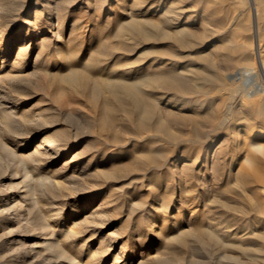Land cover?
<instances>
[{
    "label": "bare ground",
    "instance_id": "obj_1",
    "mask_svg": "<svg viewBox=\"0 0 264 264\" xmlns=\"http://www.w3.org/2000/svg\"><path fill=\"white\" fill-rule=\"evenodd\" d=\"M2 1L0 0V75L5 65L12 69L17 67L19 63L22 64L23 59L27 57L26 55L29 51H35L36 63L40 64L35 70L44 71L47 74H49V68L53 64H56L55 62L51 63L50 60L69 59L72 64L68 65L66 68L67 73L65 72L62 76L60 75V79L64 83L69 84L71 88L75 87L83 92L91 86L90 92L87 94V103L89 109L92 111L89 113V116L96 129L95 138L99 145H109L112 148L110 154L116 157L118 155H115L117 154L115 149L120 146L126 147L132 145L133 147H137L132 152V155L136 159L134 161V167H137L136 169L139 170L142 168L151 174L150 178L146 180V184L149 192L153 195V204L143 212L144 221L142 220L141 224L139 223L140 225L134 230L136 236L138 238L145 237L144 242L147 241V237H155L157 241L162 240L164 245L178 244L180 247H184L187 239L193 237L198 242L212 248L213 255L216 258L215 264H264V170H262L263 167L259 168L254 166V163L252 164L251 162V153L248 154L250 150L259 153L264 152V144L258 142V140H264V107L261 106V102L264 101V88L255 87L257 90L252 93H247L246 96L250 100L252 95H254L253 100H257L259 97L260 106L257 105L254 109L256 114L252 115L249 111L250 115L245 113L237 117L234 113L235 110L234 112L231 111L232 107L230 108V105L215 112L210 99L202 100V98L201 101H191L186 96L188 93L206 94L211 90H215L216 93L221 94L226 93V90L236 91L238 85L234 88V84L230 80L236 77L240 80L239 84L241 83L244 87L249 85L251 87L254 82L252 68L247 66L239 69V71L229 75L227 79L222 77L220 73L212 75L206 71L208 72L206 75L203 69H199L196 66L197 63L195 64L196 60L194 55H201L209 47H195L197 45L196 37L184 28V26L192 23L191 18L186 17L181 11L182 9L178 10L168 7L167 0H94V13L89 17V21H85V23L75 16H73L75 18H68V16L71 17L69 10H72L74 7L72 4L73 0H60L66 5L64 12H60L58 9L57 0H34L35 2L33 1L27 5L28 7L23 4L18 6L17 3H19V0H11L8 3L10 4L9 6ZM86 1L88 0H84L83 3ZM110 1H115V6L121 9L119 15L115 14L109 18V21L112 22L111 24L103 21L102 18L105 12L109 15L116 10H112V6L108 4ZM230 3L235 12L247 7V5L245 6V0H230ZM258 6V1L256 2L255 0V5L253 6L257 25L255 40L258 39L260 22L264 19V12L258 14ZM105 19L107 18L105 17ZM69 20L71 21V25H68ZM68 26L69 37L64 40L63 34ZM224 30L226 31V29ZM104 35L105 38H103ZM106 35L113 41L110 42L109 47H104L107 44ZM125 36H129V39L130 37L133 38L136 41V46L128 45L124 39ZM31 42L33 44L29 46ZM73 44L78 45L84 51L80 53H78L79 50H76L77 53L74 52L75 50L68 51L69 49L61 51L62 48L72 47ZM162 44L175 45L179 47V50L180 48L181 50L188 48V56L186 59L177 53L169 54L166 58L161 57L162 55L158 56L155 48L160 47ZM206 44L208 42L205 44L203 42V46ZM138 45L142 46L138 47ZM50 47H53L52 50L54 51V55H56L52 56V58L47 57L49 53L48 48ZM90 47L94 48L87 51ZM231 48L232 52L235 50V53H243L238 50L239 48ZM229 51L225 50L223 54H221L222 52H217L220 55L218 57H221L220 59L223 61L225 67L227 65L229 67L233 65V57H231L232 55L229 54ZM149 55L155 56L149 59ZM81 56L86 57V59L84 60ZM102 57L104 58L103 61L101 59ZM207 67L212 69V66ZM262 76L264 79V68ZM262 85L264 86V84ZM2 87L0 78V162L5 157L10 159L16 157V149L20 145L17 131L22 126V124L20 126V121H18L19 118L16 117V109L19 107L18 99L5 93ZM259 91L263 93L258 94ZM83 96L85 97V95ZM165 101H167V104L181 109H187L192 115L189 121L195 128L193 130L195 138L182 142L190 143V145L194 144L196 148L194 151L189 150L188 152H184L183 150L182 156L180 155L177 160L171 163V166L177 168L178 161L189 156L193 158L195 163L200 162L201 170L204 171L203 173H210L211 177L218 172L216 171L217 168H224L226 166L228 170L227 173H224L223 183L221 181V184H223L221 195H228L229 201L226 198L225 201H222L217 196H215L216 198L214 197L212 185L210 186L206 182L207 178H204L203 174L197 178L201 183L199 186L193 181L194 179L192 180L191 174H181L180 172L177 175L179 179H182V184L177 188L171 182L170 169L166 168V164L162 160V158L170 155L169 153L171 152L165 154L156 148L157 141L161 137L170 140L171 145H176L177 143L171 136L170 131L164 127V121L158 112L159 106ZM202 109L204 111L200 112ZM118 112H122L129 119L128 125L132 127V136L130 138L123 139L118 134V131L115 130L119 122L116 118ZM23 113L27 114L31 112L27 111ZM23 113L21 114L23 118L21 123H28V116ZM257 119L261 120L259 124L261 132L257 134L252 133L251 136L243 138L241 136H236L232 139L229 137L231 142L236 141L235 143H238L242 141V145H244L246 143L245 141L248 140L250 143H248L249 146L246 149V154H243L244 156L242 158L240 157V160H236L237 157L234 155L227 156L221 152H218L219 154L214 152L211 155L212 143L218 141L224 131H228L233 126V128L231 127L232 130H229L230 133L232 135H238L241 132L238 131L237 127L241 125V122H245V120L255 121ZM31 122L29 120V123ZM236 125L237 127H235ZM202 127H207L205 133L201 130ZM82 128L84 129L85 127ZM246 130L243 132H246ZM77 140L78 137H75L73 140H69L66 137H59L58 139L47 138L40 145L35 146L34 151L30 155L24 157L29 158L33 165H38L42 158L50 159L51 156L57 158L62 154L68 153L74 145V141ZM221 146L223 144L217 146L216 150H219ZM100 147L103 148V146H97V152L99 154L101 153L103 157L106 156L107 154ZM190 151H192V155H190ZM5 160L7 161V159ZM241 160L246 163L245 167L242 165L243 162ZM7 165L9 166V164H6L5 168L8 167ZM10 167H13V165ZM234 167L237 170L235 173H232L231 170ZM5 168L0 166V178L2 179L0 182H3L5 179L2 176L3 171H7L3 170ZM183 168H185V165L181 167V169ZM221 171L218 173L222 174ZM26 173L28 174V172ZM27 174L26 178L30 181L32 176ZM8 185L10 187L11 184L9 183ZM197 189H202L200 192L206 196L210 195L206 201L204 200L202 210H193L197 206L196 201L199 200ZM31 195L26 196L30 198ZM176 195L179 197L178 201H181L179 202V206L183 207L184 215L180 221L175 220L173 224L171 223L175 233L170 234L172 231H169L170 227H168L167 223L170 221L169 212ZM212 195L214 197H212L213 199L210 198ZM22 198L24 199L23 196ZM230 200H233V202H230ZM210 209H214L213 212ZM27 210L25 207L22 210L20 193H17V191L10 194L8 192H0V223L6 226L8 230L6 233L13 238L14 242L20 241L21 221L26 220V217L30 215V210ZM191 210L193 211L191 212ZM13 213H17L16 216H19V218L13 220L11 218ZM189 214H192L191 216L193 217H191V223H184L185 216ZM97 215H101L100 208L93 210L89 216L94 217ZM43 217L44 220L47 219V215ZM34 221L36 223L37 219H34ZM40 228H42L41 224H39L37 230L35 229V232H38ZM47 231V233L41 232L39 234L40 237H36V243L34 242V244L32 243L29 247L25 248L23 253L20 254L18 252L16 259L28 257V249L32 250L36 245H39L49 249L56 259L72 260L75 264H81L79 263L80 261H76V258L73 257L74 254L77 255L80 253V250L75 248L73 244L67 245L65 240L69 237L59 227H51V230L47 228ZM29 234L27 236L28 239L32 237L31 232ZM161 245H156L155 253L150 257L152 260L151 263H147L146 259L142 256L143 262L141 261L140 263L171 264L172 262L164 260L160 252L162 249ZM105 249L103 248L102 251ZM120 250L122 252L125 248L121 246ZM131 252L136 251L132 250ZM89 261L91 264L100 263V259H97L95 255L91 256ZM12 264L20 263L13 262Z\"/></svg>",
    "mask_w": 264,
    "mask_h": 264
},
{
    "label": "rangeland",
    "instance_id": "obj_2",
    "mask_svg": "<svg viewBox=\"0 0 264 264\" xmlns=\"http://www.w3.org/2000/svg\"><path fill=\"white\" fill-rule=\"evenodd\" d=\"M10 1L11 0H3L2 2H4V4L7 3L6 5L9 6L10 4L8 3H10ZM33 1L34 0H19L17 5L19 6L20 4H23L27 6ZM83 1L84 0H73L72 4L74 7L72 10H69L71 15V17L68 16L69 19L76 17L79 20L81 19L83 23H85V21H89V17L94 13L95 1L88 0L84 3ZM257 1L259 5L258 14H262V12H264V0H256V2ZM166 2L168 7L178 10L182 9L181 11L185 14V16L191 18L192 23L184 26V28L196 37L197 45L195 47H209L203 51L201 55H194L196 60L195 64L197 63L196 66L199 69H203L206 75L208 72L212 75L220 73L222 77L227 79V77L232 73L247 66L252 68L254 72L252 74L254 82L251 87L250 85L244 87L241 83L239 84L240 80L236 77L230 79L234 84V88L238 85L236 91L226 90V93L221 94L216 93L215 90H211L206 94L199 95L188 93L186 96L191 101H201L202 98V100L210 99L215 112L221 110V108H225L227 105H230V108L232 107L231 111L234 112L235 110L234 113L236 117L245 113L249 114L250 112L252 115L256 114L254 109L257 105L260 106L259 97L257 100H253L254 95H252L251 100L246 97L247 93H252L257 90L255 87L264 88L262 85L264 84L262 76L264 68V19L260 22L258 27V39L255 40L257 31L256 16L253 7L255 5V0H245V6L247 5V7L238 12H235L232 9L230 0H167ZM56 3L58 4L60 12H64L66 10V5H64L60 0H57ZM108 4L112 6V10H116L109 15L105 12L102 18L103 21H107L111 24L112 22L109 21V18L113 17L115 14L119 15L121 9L115 6V1H110ZM76 8L78 9L75 10ZM105 17L107 19H105ZM234 20H236L235 23ZM68 25H71L70 20ZM224 29H226V31ZM223 31L225 32L223 33ZM68 34L69 26L64 31V40L69 37ZM125 37L124 39L128 45L134 47L136 46V41L133 38L130 37L129 39V36ZM103 38H105V35ZM106 41L107 44L104 47H109L110 42H113L112 39L107 37V35ZM203 42L204 44L208 42V44L203 46ZM32 44L33 43L31 42L29 46ZM141 46L142 45H138V47ZM231 47H235L236 49L239 48L238 50L243 53H235V50L232 52ZM93 48L94 47H90L87 51L92 50ZM220 48L222 49L220 50ZM52 49L53 47L48 48V58L56 56L54 55V51ZM67 49H69L68 51L75 50V53H77L76 50H79L78 53L84 51V49H81V47L74 44L72 47L62 48L61 51H66ZM155 49L157 52L156 54L158 56L162 55L161 57L163 58L168 57L169 54L177 53L186 59L189 53L188 48L182 50L180 48L179 50V47L175 45L171 46L169 44H162L160 47H156ZM225 50H230L229 54L233 57V65L230 67L229 65L225 67L223 61L220 59L221 57H218L220 56L218 53L222 52L221 54H223V51L225 52ZM26 56L27 57L23 59L22 64L19 63L17 67L11 69L9 66L5 65L3 68L4 70L2 69L0 75L3 91L8 95L13 96V98L18 99L19 107L16 109V117L19 118L18 121H20V126L22 124L17 131V136L20 139V145L16 149V157L11 159L5 157L4 160L7 159V161L5 160V162L3 160L0 162V166H2V168H5V165L9 164V166L7 165V168L3 169L7 171H3L2 173V176L5 179L3 182H0V192H8L10 194L17 191V193H20V205L22 206V210H24V207L26 210H30V215L29 217H26V220L24 219L21 221L20 241H16L17 243L14 242L10 235H7L6 232H8V230L6 229V226L0 223V264H12L13 262L20 264H75L72 260L68 261L60 258L56 259L49 249L39 245H36V247L32 250L30 249L32 252L28 249L29 258L24 257L16 259L18 252H20V254L23 253L25 248L37 241L41 232L47 233V228L51 230V227H59L64 234L69 237L65 240L67 245L73 244L75 248L80 250V253L77 255L74 254L73 257L76 258V261H80L79 263L81 264H91L89 260L93 255H95L97 259H100L99 264H141L140 262H143L141 256L146 259L147 263H151L152 260L150 257L154 255L157 244H162L160 252L162 253L164 260L172 262L171 264H215L216 258L213 255L212 248L206 244L198 242L193 237H189L184 247H180L178 244L164 245L162 240L157 241L155 237H147V241L144 242L145 237L138 238L136 236L134 230L141 224L142 220L144 221L143 212H145V209L153 204V195L149 192L146 184V180L150 178L151 174L142 168L139 170L136 169L137 167H134V161L136 159L135 156L132 155V152L137 147H133L132 145L123 147L119 145L120 147L115 149L117 153L115 155H118V157H116L110 154V150H112V148L109 145H99L95 138L96 129L91 117L89 116V113L92 111L89 109V105L87 103V94H89L91 86L86 88L83 92L75 87H72V89L69 84L64 83L60 79L65 72L67 73L66 68L68 65L72 64L69 59L57 61L50 60L51 63L55 62L56 64H53L49 68V74H47L44 71L35 70L40 65L39 63H36L35 51H29ZM154 56L155 55H149V59ZM103 57L101 58L102 61L105 58ZM81 58H84V60L86 59V57L83 56H81ZM207 66H212V69H209ZM262 93V91L258 92V94ZM82 95H85V97H82ZM229 99L231 100L229 101ZM261 106L264 107V101L261 102ZM27 111L31 113H23ZM203 111L204 110L202 109L200 112ZM158 112L164 121V127L170 131L171 136L177 142L176 145H171L172 143L170 140L161 137V139L157 141L156 145V148L162 153L168 154V152H171L169 153L170 155L162 158V160L165 162L166 168L170 169L172 177L170 180L174 183V186L178 188L180 184H182V179H179L177 175L179 172L181 174H191L192 180L194 179L193 181H195L198 186L201 183L197 178L203 174L204 178H207L206 182H208L210 186L212 185L211 187L214 197L217 196V198L222 201H225L226 199L229 201L228 195H221L223 185L221 184V181L223 183L225 176L224 173H227L228 170L226 166H224V168L218 166L221 169L217 168L216 171L220 172V170H222V174L217 172L214 174L216 177L214 175L211 177L210 173L204 174V171L201 170L200 162L195 163L193 158L189 156H186L184 157L185 159L178 161L177 168L171 166V163L177 160L180 155L182 156L183 150L184 152H188L189 150L194 151L196 148V145L194 144L190 145V143L187 144V142H182L186 140L190 141L195 138V133L193 131L195 128L189 121L192 117L191 113L188 112L187 109H181L171 104H167V101L163 102L159 106ZM22 113L28 116V123L29 120L32 122L29 124L21 123L23 121L21 116ZM85 116L87 119H85ZM116 118L119 122L117 123L115 130L118 131V134L121 135L123 139L130 138L132 136V127L131 125H128V117L123 115L122 112H118L116 114ZM260 121V119L255 121L245 120V122L243 121L240 123L242 126L239 125L237 127L236 125L235 127H237L238 131L241 132L238 133V135H232V133H230L233 128V126H231L232 128L230 127L228 131L223 132L218 141H214V143H212L211 155H213L214 152H221L225 153L227 156L234 155L237 157L236 160H240L246 154V149L250 143L247 140L245 141L246 143L242 145V141L235 143L236 141L231 142L230 138L232 139L236 136H241L242 138L247 136L249 137L252 133L257 134L261 132V128L259 127ZM82 123L84 124L82 125ZM82 127L85 128L83 129ZM202 128L201 130L205 133L207 127ZM244 129H247V133L243 132L245 131ZM158 135H160V133H158ZM59 137H66L69 140H73L75 137H78V140L74 141V145L68 153L62 154L57 158H53L52 156L50 159L42 158L38 165H33L29 158L24 157L30 155L34 151L35 146L40 145L42 142L47 140V138L58 139ZM211 142L213 141L211 140ZM258 142L264 144L263 139L258 140ZM221 144H223V146H221L219 150H216V147ZM97 146H103V148H100L101 150H104L107 155L103 157L101 153L99 154L96 149ZM192 151H190V153ZM239 151L241 152L238 153ZM250 153L252 164L254 163L253 165L259 168L263 167L262 170H264V152L259 153L250 150L248 154ZM190 155H192V153ZM242 160L241 162H243ZM12 165L13 167H10ZM183 165H185V168L181 169ZM242 165L245 167L246 163L243 162ZM236 170L237 169L234 167L231 172L235 173ZM26 172H28V174ZM26 174L32 176L30 181L26 178ZM221 175L223 176L221 177ZM125 176L127 177L125 178ZM0 180L2 179L0 178ZM7 183L13 185H10L9 187ZM200 191H202V189H197L199 200L196 201L197 206H195L193 210H202L204 200L206 201L207 197L210 196H206ZM27 192L28 194L26 195H31L30 198L25 195ZM213 195L210 197L211 199L214 198ZM174 199L175 200H173L169 212L170 221L167 223L168 227H170L169 231H172L170 234L175 233V230L172 228L173 221H180L184 215L183 207L179 206V202H181L178 201L179 197L176 195ZM230 202H233V200H230ZM96 208L101 209V215L94 217L89 216L93 210H96ZM193 210H191V212ZM213 210L214 209L211 211L213 212ZM16 214L17 213L12 214L11 218L13 220L19 218ZM45 215H47L46 220H44L43 217ZM191 215L192 214L185 216L184 223H191L193 218ZM34 219H37L36 223V220L34 221ZM39 224H41L42 228H40V230L38 229V232H35V229L37 230ZM48 224L50 225V228ZM33 230L35 233L32 232ZM30 232L32 237L28 239L27 236L30 235ZM32 233L36 235L34 236ZM121 246L125 248L122 252L120 250ZM103 248L106 249L102 251ZM132 250L136 252H131ZM9 257L12 258L10 259Z\"/></svg>",
    "mask_w": 264,
    "mask_h": 264
}]
</instances>
